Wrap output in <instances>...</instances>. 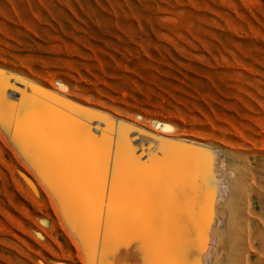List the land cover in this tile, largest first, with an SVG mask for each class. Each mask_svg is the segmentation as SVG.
Wrapping results in <instances>:
<instances>
[{
  "label": "rangeland",
  "instance_id": "rangeland-1",
  "mask_svg": "<svg viewBox=\"0 0 264 264\" xmlns=\"http://www.w3.org/2000/svg\"><path fill=\"white\" fill-rule=\"evenodd\" d=\"M0 68L205 144L200 263L264 264V0H0ZM17 143L0 126V264H91Z\"/></svg>",
  "mask_w": 264,
  "mask_h": 264
},
{
  "label": "bare ground",
  "instance_id": "bare-ground-1",
  "mask_svg": "<svg viewBox=\"0 0 264 264\" xmlns=\"http://www.w3.org/2000/svg\"><path fill=\"white\" fill-rule=\"evenodd\" d=\"M0 126L89 263L201 264L198 242L205 246L218 189L205 144L146 130L2 68Z\"/></svg>",
  "mask_w": 264,
  "mask_h": 264
},
{
  "label": "snow or ice",
  "instance_id": "snow-or-ice-1",
  "mask_svg": "<svg viewBox=\"0 0 264 264\" xmlns=\"http://www.w3.org/2000/svg\"><path fill=\"white\" fill-rule=\"evenodd\" d=\"M116 255L117 256L119 255V250H117ZM114 264H138V262L137 261H128V260L120 259L118 261H114Z\"/></svg>",
  "mask_w": 264,
  "mask_h": 264
}]
</instances>
